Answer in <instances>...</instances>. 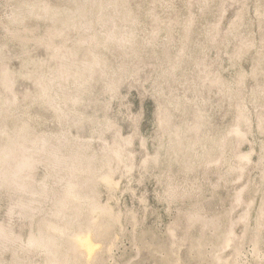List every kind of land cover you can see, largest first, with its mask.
Returning <instances> with one entry per match:
<instances>
[{"label":"rangeland","instance_id":"rangeland-1","mask_svg":"<svg viewBox=\"0 0 264 264\" xmlns=\"http://www.w3.org/2000/svg\"><path fill=\"white\" fill-rule=\"evenodd\" d=\"M0 264H264V0H0Z\"/></svg>","mask_w":264,"mask_h":264},{"label":"bare ground","instance_id":"bare-ground-1","mask_svg":"<svg viewBox=\"0 0 264 264\" xmlns=\"http://www.w3.org/2000/svg\"><path fill=\"white\" fill-rule=\"evenodd\" d=\"M17 149L15 148H12V149H10L9 151H8V154L9 155H15V154H17ZM21 168H22V166H21ZM20 170V168H18L17 170H16V173H15V175H13V177H11V176H8V177H6V180L8 181L9 180V182H13V183H18L19 182V177L17 176V173H18V171ZM106 182H109L108 180H106ZM76 186L77 185H74V184H72L71 186H70V189H71V191H73L72 193H71V199L72 200H77V199H79V196H78V194L76 193V191H74L75 189H76ZM91 208H92V211H94L96 208H97V205L96 204H94V203H92V206H91ZM75 215L79 218V215H80V210H75ZM50 228H51V231L53 230V231H55V233H59V234H63V233H65V229L66 228H60V227H58V226H56V225H50L49 226ZM81 234L79 233V234H77V235H73L74 237H72V239L70 240V248L72 249V248H74L75 250L77 249V250H82V252H84V253H86L88 256H91L92 255V253H93V251L95 250V248H96V244L95 243H93V241L91 240V238L89 237V236H84V235H81ZM47 238L48 237H46V241H47ZM50 238V237H49ZM48 238V239H49ZM36 240V241H35ZM45 239H43V240H41V241H44ZM37 239H30V241H29V243H31V244H33V245H35V244H38V245H41L42 244V242L41 241H38ZM40 242H41V244H40ZM49 242V241H48ZM50 242H52L53 244H51V245H53V246H51V247H54L53 249H56V247L55 246H57L58 244H56V240L54 239V241L52 240V241H50ZM49 242V243H50ZM48 243V244H49ZM44 244V245H43ZM41 246L42 247H47V245L45 244V243H43ZM60 245V244H59ZM58 245V246H59ZM50 247V246H49ZM48 247V248H49ZM50 249V248H49ZM57 249L56 250H54V252H53V254H56L57 253ZM81 252V251H80ZM67 253V252H66Z\"/></svg>","mask_w":264,"mask_h":264}]
</instances>
